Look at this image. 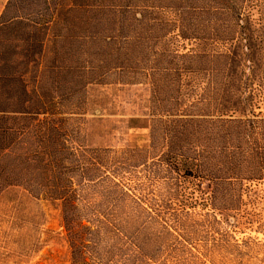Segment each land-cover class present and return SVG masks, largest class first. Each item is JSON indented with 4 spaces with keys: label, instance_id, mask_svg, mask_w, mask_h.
Wrapping results in <instances>:
<instances>
[{
    "label": "trees",
    "instance_id": "16d2710c",
    "mask_svg": "<svg viewBox=\"0 0 264 264\" xmlns=\"http://www.w3.org/2000/svg\"><path fill=\"white\" fill-rule=\"evenodd\" d=\"M108 80L151 86L147 148L83 143L81 83ZM261 107L264 0H7L0 14V191L60 202L69 264H113L101 236L169 232L199 198L230 209L221 198L264 180Z\"/></svg>",
    "mask_w": 264,
    "mask_h": 264
},
{
    "label": "rangeland",
    "instance_id": "374dc122",
    "mask_svg": "<svg viewBox=\"0 0 264 264\" xmlns=\"http://www.w3.org/2000/svg\"><path fill=\"white\" fill-rule=\"evenodd\" d=\"M6 2L0 0V14ZM45 45L43 65L58 47L52 34ZM48 77V72L41 77L46 87ZM80 88L82 107L74 118L84 144L147 148L153 114L147 82L85 81ZM220 203L230 209H213L199 198L176 222L166 219L172 224L169 232L158 223L138 232L132 228L126 240L101 236L100 246L113 247L107 257L113 264H264V180H244L235 196ZM64 233L59 201L23 186L0 191V264H69ZM135 237L138 252L130 242Z\"/></svg>",
    "mask_w": 264,
    "mask_h": 264
}]
</instances>
